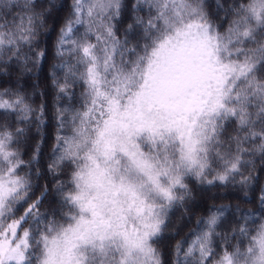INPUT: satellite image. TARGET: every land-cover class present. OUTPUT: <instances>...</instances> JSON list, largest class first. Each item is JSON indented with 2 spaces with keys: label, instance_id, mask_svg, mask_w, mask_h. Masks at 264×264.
Wrapping results in <instances>:
<instances>
[{
  "label": "trees",
  "instance_id": "trees-1",
  "mask_svg": "<svg viewBox=\"0 0 264 264\" xmlns=\"http://www.w3.org/2000/svg\"><path fill=\"white\" fill-rule=\"evenodd\" d=\"M193 22L234 69L223 101L193 149L173 129L133 135L157 172L146 188L157 226L143 248H83L82 264H260L264 0H0V178L18 180L0 229L23 216L28 238L24 261L2 264H47L51 241L83 216L77 194L113 101L138 92L161 44Z\"/></svg>",
  "mask_w": 264,
  "mask_h": 264
},
{
  "label": "rangeland",
  "instance_id": "rangeland-1",
  "mask_svg": "<svg viewBox=\"0 0 264 264\" xmlns=\"http://www.w3.org/2000/svg\"><path fill=\"white\" fill-rule=\"evenodd\" d=\"M89 1L85 5L91 10L111 0ZM232 70L219 58L207 24L190 23L161 44L139 91L126 102L113 101L111 116L100 131L101 158L86 168L77 194L83 216L51 241L47 264H82L83 248L117 238L127 252L147 245L157 221L146 188L155 187L158 176L133 146V135L173 129L195 148L198 124L222 103ZM17 184L15 177L0 178V210ZM23 218L0 229V264L25 260L27 232L19 231ZM261 246L264 264V240Z\"/></svg>",
  "mask_w": 264,
  "mask_h": 264
}]
</instances>
